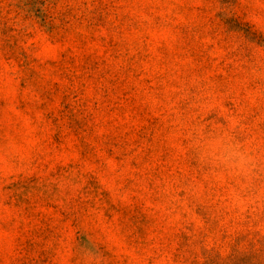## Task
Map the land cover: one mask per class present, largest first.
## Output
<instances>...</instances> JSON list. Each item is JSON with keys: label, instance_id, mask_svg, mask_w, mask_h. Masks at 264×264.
Here are the masks:
<instances>
[{"label": "rangeland", "instance_id": "rangeland-1", "mask_svg": "<svg viewBox=\"0 0 264 264\" xmlns=\"http://www.w3.org/2000/svg\"><path fill=\"white\" fill-rule=\"evenodd\" d=\"M0 264H264V0H0Z\"/></svg>", "mask_w": 264, "mask_h": 264}]
</instances>
